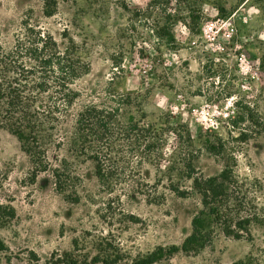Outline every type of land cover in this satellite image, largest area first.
<instances>
[{"label":"rangeland","instance_id":"1","mask_svg":"<svg viewBox=\"0 0 264 264\" xmlns=\"http://www.w3.org/2000/svg\"><path fill=\"white\" fill-rule=\"evenodd\" d=\"M149 1L57 0L56 14L45 17L44 0H0V29L9 37L31 11L58 38L68 29L90 64L78 82L83 96L75 109L111 90L133 95L129 112L144 123L172 127L165 135L163 170L139 165L135 156L131 176L108 188L86 161L64 191L51 171L33 181L29 156L15 136L2 132L0 204L12 207L7 210L13 217L0 226V264H44L54 251L75 249L93 257L101 236L119 244L125 255L120 264L159 246H181L200 204L196 196L179 197L171 189L172 183L191 184L176 131L197 171L214 175L229 163L239 176L264 183V0H170L172 11L184 16L173 28V45L151 30L156 19L163 23L161 12L147 19L133 15ZM191 15L197 17L193 29L186 25ZM208 142L216 149L210 151ZM63 154L50 149L52 167ZM173 159L176 164L165 171ZM251 231V238H235L215 230L204 248L180 250L169 262L231 264L263 252L264 226L252 225Z\"/></svg>","mask_w":264,"mask_h":264},{"label":"trees","instance_id":"2","mask_svg":"<svg viewBox=\"0 0 264 264\" xmlns=\"http://www.w3.org/2000/svg\"><path fill=\"white\" fill-rule=\"evenodd\" d=\"M178 1L182 4L187 0ZM170 3V0H150L146 8L133 12L145 19L156 10L161 12L163 23L156 19L151 30L167 45L176 42L173 28L178 20H184L181 11H172ZM57 7V0H44L43 16H54ZM196 20L191 15L189 23H185L193 29ZM10 34L9 37L0 29V135L7 132L18 139L32 162L33 181L40 173L51 171L57 189L64 191L73 182L79 164L91 161L101 184L112 188L122 178L131 176L132 169L129 173L127 170L133 166L135 156L137 164L148 162L163 170L165 135L172 127L144 123V119L130 113L136 101L133 95L107 90L99 99L86 101L75 109L83 96L78 82L90 72V64L66 27L58 38L31 11ZM176 132L183 142L179 159L191 184L172 183L171 189L179 197L199 199L192 232L181 246H159L146 255H138L130 264H171L170 258L180 250L204 248L215 230L235 238H251L252 225L264 226L263 181L239 176L229 163L217 174L204 175L186 156L188 143ZM186 132L190 139V133ZM208 144L210 151L216 149L212 143ZM52 147L64 150L63 155L57 156L55 167L48 156ZM172 162L177 161L171 160L165 171H171ZM7 209L13 212L12 207L0 204V226L13 217ZM78 242L76 238L73 240L75 248ZM75 250L54 251L44 264H120L125 256L119 244L110 242L106 236L96 240L93 257ZM165 256L167 263L163 262ZM231 264H264V251L250 253Z\"/></svg>","mask_w":264,"mask_h":264}]
</instances>
